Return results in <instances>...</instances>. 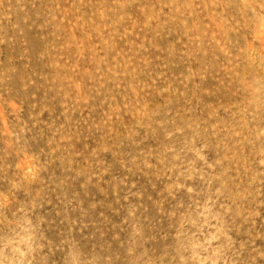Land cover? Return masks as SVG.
<instances>
[{
    "label": "rangeland",
    "instance_id": "obj_1",
    "mask_svg": "<svg viewBox=\"0 0 264 264\" xmlns=\"http://www.w3.org/2000/svg\"><path fill=\"white\" fill-rule=\"evenodd\" d=\"M0 264H264V0H0Z\"/></svg>",
    "mask_w": 264,
    "mask_h": 264
},
{
    "label": "bare ground",
    "instance_id": "obj_2",
    "mask_svg": "<svg viewBox=\"0 0 264 264\" xmlns=\"http://www.w3.org/2000/svg\"><path fill=\"white\" fill-rule=\"evenodd\" d=\"M239 70V69H238Z\"/></svg>",
    "mask_w": 264,
    "mask_h": 264
}]
</instances>
